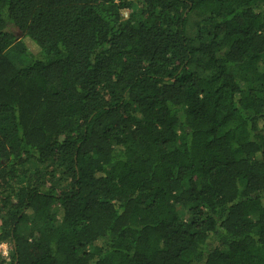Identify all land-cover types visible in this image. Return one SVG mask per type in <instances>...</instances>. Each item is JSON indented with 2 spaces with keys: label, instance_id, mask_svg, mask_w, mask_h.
Masks as SVG:
<instances>
[{
  "label": "trees",
  "instance_id": "trees-1",
  "mask_svg": "<svg viewBox=\"0 0 264 264\" xmlns=\"http://www.w3.org/2000/svg\"><path fill=\"white\" fill-rule=\"evenodd\" d=\"M0 264H264V0H0Z\"/></svg>",
  "mask_w": 264,
  "mask_h": 264
},
{
  "label": "built area",
  "instance_id": "built-area-1",
  "mask_svg": "<svg viewBox=\"0 0 264 264\" xmlns=\"http://www.w3.org/2000/svg\"><path fill=\"white\" fill-rule=\"evenodd\" d=\"M0 256L4 259L8 258L9 256V249L6 245H0Z\"/></svg>",
  "mask_w": 264,
  "mask_h": 264
},
{
  "label": "clouds",
  "instance_id": "clouds-1",
  "mask_svg": "<svg viewBox=\"0 0 264 264\" xmlns=\"http://www.w3.org/2000/svg\"><path fill=\"white\" fill-rule=\"evenodd\" d=\"M2 245V244H1ZM4 245H6V244H4ZM7 246V245H6ZM9 249V248H8Z\"/></svg>",
  "mask_w": 264,
  "mask_h": 264
}]
</instances>
